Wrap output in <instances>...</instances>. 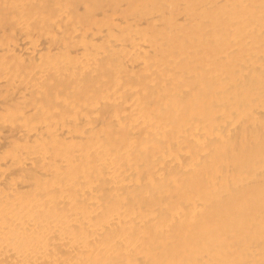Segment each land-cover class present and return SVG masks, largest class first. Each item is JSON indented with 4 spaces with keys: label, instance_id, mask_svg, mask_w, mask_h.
<instances>
[{
    "label": "bare ground",
    "instance_id": "obj_1",
    "mask_svg": "<svg viewBox=\"0 0 264 264\" xmlns=\"http://www.w3.org/2000/svg\"><path fill=\"white\" fill-rule=\"evenodd\" d=\"M0 264H264V0H0Z\"/></svg>",
    "mask_w": 264,
    "mask_h": 264
}]
</instances>
